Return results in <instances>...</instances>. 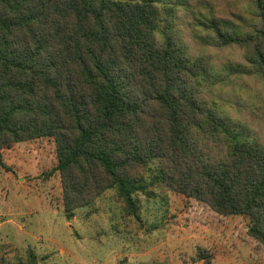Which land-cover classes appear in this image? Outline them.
Wrapping results in <instances>:
<instances>
[{
  "label": "trees",
  "instance_id": "obj_1",
  "mask_svg": "<svg viewBox=\"0 0 264 264\" xmlns=\"http://www.w3.org/2000/svg\"><path fill=\"white\" fill-rule=\"evenodd\" d=\"M220 2L0 0V164L52 140L68 219L109 190L136 214L156 165L163 190L249 218L264 246V140L215 92L253 85L264 105V0L253 29Z\"/></svg>",
  "mask_w": 264,
  "mask_h": 264
},
{
  "label": "rangeland",
  "instance_id": "obj_2",
  "mask_svg": "<svg viewBox=\"0 0 264 264\" xmlns=\"http://www.w3.org/2000/svg\"><path fill=\"white\" fill-rule=\"evenodd\" d=\"M249 4L221 0L219 5L242 28L253 29L256 16ZM234 80L232 76L230 84ZM215 92L223 96L226 114L264 140L258 88L242 84L234 92ZM4 157L0 264H264V246L248 234L249 218L221 216L203 203L163 190L156 165L144 174L147 189L134 196L136 214L109 190L68 219L52 140L14 144L5 148ZM204 251L208 256L200 259Z\"/></svg>",
  "mask_w": 264,
  "mask_h": 264
}]
</instances>
